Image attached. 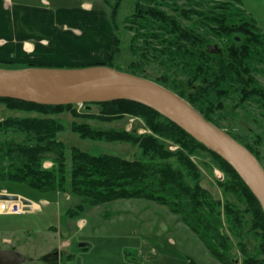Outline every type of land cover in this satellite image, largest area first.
<instances>
[{
  "label": "trees",
  "instance_id": "obj_1",
  "mask_svg": "<svg viewBox=\"0 0 264 264\" xmlns=\"http://www.w3.org/2000/svg\"><path fill=\"white\" fill-rule=\"evenodd\" d=\"M103 1L110 5L109 0ZM177 1L135 0L134 12L128 20L134 30L131 42L147 44L140 51L152 50L149 42H157L161 49L153 47L155 52L163 53L170 61L180 58L185 70L192 72L190 79L179 84L168 75L153 82L179 95L219 128L215 111L223 108L221 100L234 91L239 93L240 103L258 98L264 107V87L257 84L249 67L255 59H264V33L243 9L242 0H210L213 6L207 10L202 8L204 1L197 4L202 10L181 9ZM165 7L175 10L185 20L198 17L204 31L183 26ZM119 8L118 0L109 12L114 39L107 61L90 66L116 69L115 61L121 53L116 24ZM211 39L223 45L221 54H208L204 50ZM33 67L0 62V69L7 71ZM141 68L142 62H133L127 73L147 79L142 76ZM0 104L7 111L19 114L0 121V182L25 185L39 193L82 198L80 205L66 212L72 219L81 217L86 205L96 207L118 200L156 203L179 216L216 261L236 264L230 255L231 239L218 224L224 216L228 233L238 239L243 264H264V212L259 201L228 162L154 109L127 100L87 103L81 111L75 105H40L7 98H0ZM93 106L98 112L92 111ZM64 113L82 121L70 125V131L81 139L127 143L138 147L140 157L128 160L111 154L96 156L67 145L60 139L67 126L57 118ZM126 117L141 119L147 133L103 129L88 123H113ZM229 135L258 159L252 148ZM170 146H176L177 150L171 151ZM200 152L208 153L223 171L226 180L219 182V186L236 203L216 200L202 187L200 170L192 160ZM48 162L51 168L45 167ZM247 236L258 242L254 253L248 251ZM189 264L198 263L190 260Z\"/></svg>",
  "mask_w": 264,
  "mask_h": 264
},
{
  "label": "rangeland",
  "instance_id": "obj_2",
  "mask_svg": "<svg viewBox=\"0 0 264 264\" xmlns=\"http://www.w3.org/2000/svg\"><path fill=\"white\" fill-rule=\"evenodd\" d=\"M19 1L36 2L38 0ZM49 1L54 7L70 8L85 4L93 7V9H103L109 13L118 0H109L110 5H106L103 0ZM119 1L120 8L116 24L117 35L121 41V53L115 61L117 71L127 73L130 64L138 61L142 62V76L149 81L153 82L163 75H168L177 84L190 79L192 72L185 70L183 64L180 63V58H171L170 61L163 53L155 52L153 47L161 49L157 42H149L153 46L150 47L152 50H142L144 53L140 51L147 46L144 41L135 44L131 42L134 37V30L130 27L128 20L134 12L135 0ZM200 1L205 3L202 5L203 10L213 6L210 0H178L177 4L184 10H202L197 6ZM242 4L243 9L257 21V26L264 33V0H242ZM164 10L175 16L183 26L195 27L201 33L204 31L198 17H194L193 20H185L171 8L165 7ZM211 40L212 42H207L204 45L205 51L207 45L210 44H218L221 49L224 48L219 40ZM142 54L146 55V58H143ZM249 67L257 80V84L264 87V59H255L249 63ZM221 103L223 108L216 109L214 114L217 124L226 133L235 136L240 142L252 148L264 168L263 103L258 98H253L244 104L240 103V95L237 91L223 98ZM75 107L79 110L77 105ZM91 109L94 113L98 112L96 106L91 107ZM15 115L19 114L7 111L5 106L0 104V121ZM57 118L61 119L67 126V130L60 134V139L69 146H75L96 156L111 154L128 160L140 157L138 147L127 143L93 142L81 139L70 131V125L73 122L82 121L74 119L70 114L64 113ZM88 123L103 129L127 130L138 134L147 133L143 121L136 117H126L113 123L95 121H88ZM169 149L175 151L177 147L170 146ZM192 160L200 170L202 187L208 190L214 199L223 201L227 199L236 203L235 198L231 194L226 195L219 186V182L225 181L226 177L208 153L200 152L197 156H193ZM45 167L51 168L52 164L48 162ZM0 193L24 196L35 203H42V201L48 203L42 207L44 211L42 214L0 216V249L15 248L17 252L26 256V261L23 264H189L190 260H194L198 264H220L197 236L180 220L179 216L172 214L167 207L153 202L118 200L96 207L86 205V213L80 218L72 219L67 216L66 212L82 203V198L78 196L62 193H39L25 185L2 182H0ZM136 204L150 205V209L144 216L143 214L136 215L133 213L134 206H132ZM148 213L152 220L154 219L153 222L161 224L165 232L161 238L154 235L150 238L143 237V230L138 226L114 228V221L126 217L129 219L135 217L136 221H142L147 218ZM94 223L95 227L92 225ZM218 224L231 239V257L236 261V264H243L244 257L238 246V239L228 233L224 216ZM151 225L153 226V224ZM157 232L156 230L154 234ZM116 233L120 237L116 236L115 238L114 234ZM3 238L9 241L2 242ZM66 242H69L70 246L62 250L64 253H71L74 258L76 257V260H69L65 257L60 260L61 262L53 263L47 262L41 257V254L46 253L47 249L57 251V248ZM245 243L248 251L254 253L257 240L252 236H247ZM85 244L88 247L83 249Z\"/></svg>",
  "mask_w": 264,
  "mask_h": 264
},
{
  "label": "water",
  "instance_id": "obj_3",
  "mask_svg": "<svg viewBox=\"0 0 264 264\" xmlns=\"http://www.w3.org/2000/svg\"><path fill=\"white\" fill-rule=\"evenodd\" d=\"M206 52L221 54L222 49L218 44H210ZM0 98L51 106L127 100L152 108L228 162L264 212V168L259 160L228 133L206 120L186 100L155 82L102 65L0 69ZM0 200L31 204L17 194H0ZM25 261L26 256L14 249H0V264H23Z\"/></svg>",
  "mask_w": 264,
  "mask_h": 264
},
{
  "label": "crops",
  "instance_id": "obj_4",
  "mask_svg": "<svg viewBox=\"0 0 264 264\" xmlns=\"http://www.w3.org/2000/svg\"><path fill=\"white\" fill-rule=\"evenodd\" d=\"M113 39L110 15L103 9H93L85 4L70 8L54 7L49 0H0V62L23 67L90 66L105 63ZM132 206L136 215L144 216L150 209V205L146 204ZM43 212L42 209L32 213ZM146 217L142 221H136L135 217L122 218L114 221V228L138 226L143 230V237L154 235L161 238L165 233L161 224L153 222L149 213ZM92 225L95 227V223ZM156 230L158 232L154 234ZM118 235L116 233L114 237ZM8 241L6 238L2 240ZM66 243L61 244L57 251L47 249L41 257L53 263L61 262L65 257L76 260L71 253L62 250L70 246L69 242ZM86 247L88 245L85 244L83 249Z\"/></svg>",
  "mask_w": 264,
  "mask_h": 264
},
{
  "label": "built area",
  "instance_id": "obj_5",
  "mask_svg": "<svg viewBox=\"0 0 264 264\" xmlns=\"http://www.w3.org/2000/svg\"><path fill=\"white\" fill-rule=\"evenodd\" d=\"M77 106L79 110L83 108V104H77ZM47 204L48 203L46 201H42V203H35L34 201H31L30 205H24L20 200H0V216L24 215L27 213L42 210V207ZM35 205H37L38 210L35 208Z\"/></svg>",
  "mask_w": 264,
  "mask_h": 264
},
{
  "label": "bare ground",
  "instance_id": "obj_6",
  "mask_svg": "<svg viewBox=\"0 0 264 264\" xmlns=\"http://www.w3.org/2000/svg\"><path fill=\"white\" fill-rule=\"evenodd\" d=\"M35 208L38 210V207H37V205H35ZM40 212V211H39Z\"/></svg>",
  "mask_w": 264,
  "mask_h": 264
}]
</instances>
